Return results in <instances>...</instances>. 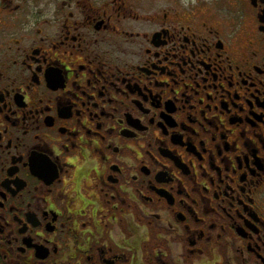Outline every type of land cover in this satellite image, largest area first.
<instances>
[{
    "label": "flooded vegetation",
    "instance_id": "flooded-vegetation-1",
    "mask_svg": "<svg viewBox=\"0 0 264 264\" xmlns=\"http://www.w3.org/2000/svg\"><path fill=\"white\" fill-rule=\"evenodd\" d=\"M17 1L0 264H264V0Z\"/></svg>",
    "mask_w": 264,
    "mask_h": 264
},
{
    "label": "rangeland",
    "instance_id": "rangeland-1",
    "mask_svg": "<svg viewBox=\"0 0 264 264\" xmlns=\"http://www.w3.org/2000/svg\"><path fill=\"white\" fill-rule=\"evenodd\" d=\"M15 4H21L19 1L16 0ZM11 10H17L16 6H9L4 7V6H0V46H4L7 44L8 40H9V34L5 33L8 32V21L10 20V18L12 17V15L7 16L11 11ZM22 10V7L20 9H18L19 12H15V14H20Z\"/></svg>",
    "mask_w": 264,
    "mask_h": 264
}]
</instances>
